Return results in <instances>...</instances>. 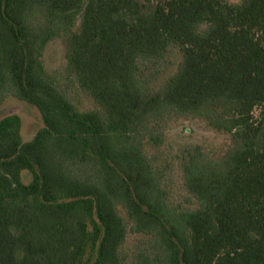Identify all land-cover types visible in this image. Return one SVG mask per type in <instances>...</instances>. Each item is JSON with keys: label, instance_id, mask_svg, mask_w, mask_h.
Masks as SVG:
<instances>
[{"label": "trees", "instance_id": "trees-1", "mask_svg": "<svg viewBox=\"0 0 264 264\" xmlns=\"http://www.w3.org/2000/svg\"><path fill=\"white\" fill-rule=\"evenodd\" d=\"M61 35L94 110L45 71ZM9 95L42 126L0 117V264H264V0H0ZM178 117L222 140L176 150L175 189L146 148Z\"/></svg>", "mask_w": 264, "mask_h": 264}, {"label": "rangeland", "instance_id": "rangeland-1", "mask_svg": "<svg viewBox=\"0 0 264 264\" xmlns=\"http://www.w3.org/2000/svg\"><path fill=\"white\" fill-rule=\"evenodd\" d=\"M65 49L66 38L64 35L50 40L45 45L41 58L45 71L54 79V83L58 89L65 92L80 111L94 110L96 107L92 101L77 88L72 75L66 70ZM170 61L171 65L169 63L166 65L168 71L178 61L175 53H173ZM6 114H17L20 117L21 136L24 142L30 141L36 131L42 126L38 111L34 107L19 101L13 95H9L0 105V117ZM163 126H166L165 131H163ZM160 130L165 134L162 147L160 149L147 147L146 154L156 159L158 163L161 162L167 167L170 166V169H173L171 157L174 156L176 150L184 143L196 141L202 144L206 140L212 143L222 140L219 135L206 129L202 122L180 117L171 118L165 125L158 128V131ZM169 174L170 176L173 175V187L178 189L180 183L178 173L173 169L172 171L170 170ZM25 179H28L27 174L24 176ZM135 239L136 237L130 236L126 246H130Z\"/></svg>", "mask_w": 264, "mask_h": 264}]
</instances>
